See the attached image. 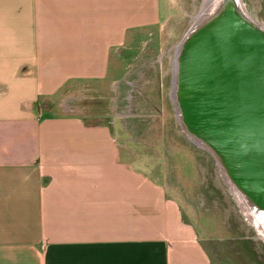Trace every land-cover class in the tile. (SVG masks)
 Instances as JSON below:
<instances>
[{
  "label": "crops",
  "instance_id": "obj_1",
  "mask_svg": "<svg viewBox=\"0 0 264 264\" xmlns=\"http://www.w3.org/2000/svg\"><path fill=\"white\" fill-rule=\"evenodd\" d=\"M171 2L0 0V264H212L148 144L115 135Z\"/></svg>",
  "mask_w": 264,
  "mask_h": 264
},
{
  "label": "water",
  "instance_id": "obj_2",
  "mask_svg": "<svg viewBox=\"0 0 264 264\" xmlns=\"http://www.w3.org/2000/svg\"><path fill=\"white\" fill-rule=\"evenodd\" d=\"M171 68L178 124L264 240V24L244 0H206Z\"/></svg>",
  "mask_w": 264,
  "mask_h": 264
},
{
  "label": "rangeland",
  "instance_id": "obj_3",
  "mask_svg": "<svg viewBox=\"0 0 264 264\" xmlns=\"http://www.w3.org/2000/svg\"><path fill=\"white\" fill-rule=\"evenodd\" d=\"M205 1L172 0L170 17L158 33L145 38L152 44L140 53V45L137 51L131 48V79L119 86L116 106L121 115L115 135L148 144L134 151L146 156L148 171L161 173L163 182L173 187V197L196 225L212 264H264V240L229 194L214 160L182 131L171 100L174 50ZM244 2L264 24V0ZM161 13L164 18L163 8Z\"/></svg>",
  "mask_w": 264,
  "mask_h": 264
}]
</instances>
